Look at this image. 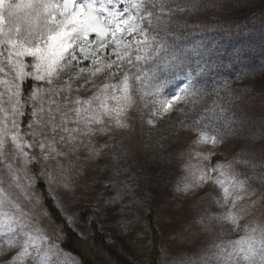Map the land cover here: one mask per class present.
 Returning <instances> with one entry per match:
<instances>
[{
    "label": "snow or ice",
    "instance_id": "snow-or-ice-1",
    "mask_svg": "<svg viewBox=\"0 0 264 264\" xmlns=\"http://www.w3.org/2000/svg\"><path fill=\"white\" fill-rule=\"evenodd\" d=\"M192 9L199 7L176 0H0L2 264H60L58 237L22 202L39 208L50 200L61 211L75 202L82 195L75 180L116 148L101 137H123L143 109L152 128L173 113L188 117L181 105L192 107L203 95L196 79L202 69L176 47L174 26L177 13ZM226 112L214 100L169 133L195 137L178 154L183 175L175 191L203 193L200 201L219 209H205L196 221L208 242L175 264H264V220L254 215H264V192L258 196L242 170L255 164L235 156L213 163L232 133ZM205 145L210 149L201 151ZM228 231L237 238H223Z\"/></svg>",
    "mask_w": 264,
    "mask_h": 264
},
{
    "label": "rangeland",
    "instance_id": "rangeland-1",
    "mask_svg": "<svg viewBox=\"0 0 264 264\" xmlns=\"http://www.w3.org/2000/svg\"><path fill=\"white\" fill-rule=\"evenodd\" d=\"M176 2L199 7V10L177 13L175 19L179 26L174 29L178 37L176 47L192 67L202 69L196 79L203 95L192 107L181 105L189 113L186 118L173 113L152 128L141 119L148 118V109H143L133 117L123 137L119 133L101 137L99 143H115L116 148L106 149L101 158L86 166L83 177L75 180L81 185L78 192L82 193L75 202L65 206L63 211L57 206L68 225L83 237L89 235L91 229L80 221L79 214L87 208L92 210L89 220H95L102 231L110 233V240L118 241L141 264L148 261L149 250L142 214L151 211L156 214L162 235L160 264H175L178 258L194 253L208 242L209 234L202 233L196 223L200 214L205 209L219 210L210 201H200L203 193L186 198L175 191L183 175L178 154L195 138L182 131L179 140L169 135L179 120L190 123L214 100H219L227 109L225 115L232 118L229 125L232 133L225 144L215 150L213 163L217 159L231 160L234 156L250 161L255 167L249 165L242 170L257 189V195L264 192V0ZM88 63L85 61V66ZM177 83L183 87V83ZM160 144L170 146L161 150ZM209 149L210 145H205L201 151ZM113 153L120 158L114 160ZM110 199L114 203H109ZM22 203L25 211L40 216L41 227L50 236L47 226L55 222L44 202L39 208ZM254 215L264 220L259 210ZM246 222L241 221V224ZM53 228L60 230V225L55 224ZM223 238L237 237L228 231ZM55 243L63 253L60 264H80L63 250L58 239ZM3 259L0 256V264Z\"/></svg>",
    "mask_w": 264,
    "mask_h": 264
},
{
    "label": "trees",
    "instance_id": "trees-1",
    "mask_svg": "<svg viewBox=\"0 0 264 264\" xmlns=\"http://www.w3.org/2000/svg\"><path fill=\"white\" fill-rule=\"evenodd\" d=\"M31 83V81L25 83L26 93ZM44 204L55 222L54 225H60V230L53 228L54 225L47 226L50 236H57L63 250L74 256L80 264H141L130 256L118 241L110 240V233L102 231L95 220H89L93 214L92 210L87 208L79 214L80 221L88 224L91 229V233L83 237L68 225L52 201L45 200ZM142 218L149 236L148 261L144 264H160L163 256L162 235L156 214L151 211L142 214ZM44 224L47 225L46 219Z\"/></svg>",
    "mask_w": 264,
    "mask_h": 264
}]
</instances>
